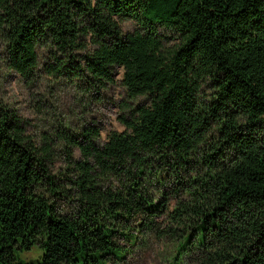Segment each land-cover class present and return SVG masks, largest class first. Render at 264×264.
<instances>
[{"label": "trees", "instance_id": "16d2710c", "mask_svg": "<svg viewBox=\"0 0 264 264\" xmlns=\"http://www.w3.org/2000/svg\"><path fill=\"white\" fill-rule=\"evenodd\" d=\"M0 63L146 99L104 141L0 107V264H264V0H0Z\"/></svg>", "mask_w": 264, "mask_h": 264}, {"label": "rangeland", "instance_id": "374dc122", "mask_svg": "<svg viewBox=\"0 0 264 264\" xmlns=\"http://www.w3.org/2000/svg\"><path fill=\"white\" fill-rule=\"evenodd\" d=\"M122 27L124 31H132L136 24L128 20ZM164 33L169 36L168 31ZM122 74V69H118L113 84L106 88H91L78 80L50 77L43 71H39L33 82H28L0 63V107L27 119L28 132L36 137L61 123H67L77 133L84 126L93 124L101 128V140L104 141L111 131L125 129L121 117L130 112L125 107L126 103L134 107L146 101L145 97L134 100L127 97L121 83ZM75 156H79L78 150ZM57 166L64 168L62 159ZM171 249L169 243L155 241L149 249L135 250L124 264H167ZM43 251L42 245L35 242L29 249L17 250V255L25 263L36 262L41 259Z\"/></svg>", "mask_w": 264, "mask_h": 264}]
</instances>
